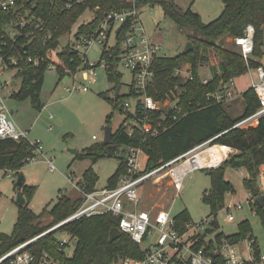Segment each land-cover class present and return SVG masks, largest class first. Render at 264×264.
<instances>
[{
  "label": "trees",
  "instance_id": "trees-1",
  "mask_svg": "<svg viewBox=\"0 0 264 264\" xmlns=\"http://www.w3.org/2000/svg\"><path fill=\"white\" fill-rule=\"evenodd\" d=\"M222 1L224 8L220 15L206 23L191 6L183 10L175 0H139V5L147 2L160 3L165 15L174 21L187 34L188 40L194 44L193 50L188 54L181 52L176 56H162L154 61L157 72L156 80L149 87L148 93L156 99H161L170 89L177 86L182 87L185 91L181 94L180 104L188 113L178 121H170V127L158 136L148 138L144 144L148 152L146 170H153L214 137H216L214 142L225 143L237 149V153L231 155L219 167L208 170L211 186L205 191L203 201L210 206L211 214L219 211L227 193H236L234 184L226 177L228 168H245L249 175L243 181L244 187L251 190L257 197L262 194L258 178L261 166L264 165V116L261 117L257 126L236 127L238 122L255 113L260 107L259 99L253 88L249 87L243 92L245 107L243 113L237 117L231 114L224 103L216 102L208 96L220 88L222 81L240 77L248 72L249 67L256 68L261 63L264 57V0ZM22 3L25 8H32L37 18L49 20L48 26L42 32H38L27 48L24 47L25 43L19 51H16L20 56L33 54L49 57L47 62L37 66L29 62L27 58H21L19 63L20 71L17 76L22 78V84L19 92L14 93L13 96L20 99L31 97L34 105L39 109L43 107L39 96L49 64L57 65L60 80L69 71H76L79 66V58L69 46L61 52H56V50L59 46V39L71 30L85 10L88 7L92 9L101 7L95 20L79 26V35L94 31L105 12L132 8L128 0H85L83 4L64 11L61 9L63 5L61 0H20L18 6ZM15 17L16 13L0 9V39L4 26ZM250 24L255 28V50L253 56L246 60L236 43L237 48H229L225 46V41L228 38L234 40L244 35ZM55 25H59V29H54ZM49 29L53 31L54 36L43 45ZM210 50H213L221 59L220 71H216L214 76L205 83L200 74V66ZM119 53V47L104 50L101 58L107 62L108 80L114 83L115 90L118 85H121L122 79V73L119 70ZM184 63H190L193 72V77L187 82L182 76L175 75L176 68ZM96 65H100V62ZM100 95L113 103L114 110L125 112L122 108V98L125 95H119L114 99H111L107 93ZM114 110L107 116L109 122L114 116ZM155 115L160 117L162 113L158 111ZM140 142L139 131L135 129L130 135L123 123L113 134L111 143L105 141L97 143L83 153L79 152L75 158L82 160L90 158L95 163L101 158L116 154L117 150L112 149L110 144H116L118 148L120 146L127 148L138 146ZM32 156L33 152L27 141L0 140V168L20 170ZM126 172L127 166L123 160L109 178L107 186L116 187L121 176ZM82 179L86 190L92 192L96 189L99 176L90 167L84 171ZM261 180L264 183V172ZM26 186H20V189ZM35 190V186L26 187L25 191L22 190L27 198V204L19 205L18 218L11 233L0 232V258L13 248L30 240L32 241L26 249L35 255V264L45 251L57 258L61 264H114L125 257L140 259L144 256L141 246L134 242L129 234L119 230L120 217L114 216L111 212L69 221L56 230L44 234L51 227L70 217L81 205L82 199H72L61 195L49 211L52 221L49 224H43L42 217L47 212V208L37 214L29 207ZM253 205L264 222V208L255 201ZM190 219L187 210L176 215L180 226ZM60 231L68 232L71 238L77 239L73 254L66 251L68 244L62 245L57 237V232ZM252 234V225L248 219H245L240 222L236 233L226 236L220 233L218 240L225 237L230 241H239ZM202 244L203 239L197 245L200 247ZM212 246L213 243L210 242L209 248ZM217 264L225 263L218 260Z\"/></svg>",
  "mask_w": 264,
  "mask_h": 264
},
{
  "label": "built area",
  "instance_id": "built-area-1",
  "mask_svg": "<svg viewBox=\"0 0 264 264\" xmlns=\"http://www.w3.org/2000/svg\"><path fill=\"white\" fill-rule=\"evenodd\" d=\"M61 1L63 11L73 9L85 2V0ZM128 1L132 8L105 12L94 31L79 35V26L95 20L101 10V7L94 9L88 7L86 10L94 12L92 20L83 22L79 26L76 25V22L67 33L70 38L62 49L59 46L63 36L59 39L56 52H61L66 46H69L79 58V68L76 71H69L66 75V82L72 81V85L67 88L70 92L90 89L88 85L78 82L79 74L90 83H96L97 67L102 65L106 69L108 68L105 59L98 61L100 62L98 66L97 62L90 64L87 52L93 44H101L103 51L115 47L120 48L119 70L121 67H125L132 74L128 92L130 96L122 104L127 115L124 126L130 135L134 133L135 129L141 134L140 145L127 147V155L124 159L127 172L121 176L116 187L105 186L88 192L83 186L82 176L69 175L74 188L80 193L82 203L66 220L73 221L107 212L120 217L119 230L121 232L129 234L133 241L140 246L145 242L149 243L146 248L141 247L144 251L142 258L125 257L119 260L120 264H217L218 260L225 264H264V249L261 248L254 234L239 241H230L225 237L218 240L220 233L225 236L229 235L221 231L219 214L225 213L226 219L234 222L236 220L235 212L243 210L244 204L248 203L254 214L258 215L253 203L257 202L258 198L264 197L262 180L259 183L261 195L256 197L251 190L246 189L247 196L244 200H237L234 197L236 193H227L216 214L212 213L199 222L189 220L183 226L177 222L176 215L171 213V208L143 207L144 195L140 187L145 183L151 182L152 185H155L167 181L172 190L176 192V196H179L185 188V181L189 174L196 170L217 168L238 150L228 144L214 142L216 138L214 137L176 158L164 162L153 170H146L148 152L144 144L148 138L158 136L170 127V121H178L188 112L180 104L181 94L185 91L182 87L177 86L170 89L161 99H156L148 93L149 87L156 80L157 72L154 61L167 55L162 53V45L150 37L145 30L139 14V0ZM19 2L20 0H0L1 10L16 13V17L4 26V32L0 39V140L27 141L33 152V156L28 158L29 162L37 157V153H43V145L38 139L31 140L29 138L30 131L21 128L15 122L3 90L16 84V78H19L17 75L20 71L21 58H27L36 66L49 60L47 55L23 54L20 56L16 53L25 43L24 47L27 48L28 44L36 38L38 32H42L48 26L49 20L37 18L32 8H25L23 3L18 6ZM54 29H59V25H55ZM53 36V31L49 29L43 45L47 44ZM234 41L243 57L246 60L251 58L255 50L254 26L248 25L245 34L236 37ZM262 59L256 68L249 67L247 72L252 76L250 87L257 94L260 107L255 113L238 122L236 127L257 126L261 117L264 116V61ZM184 64L176 68L175 75L182 76L187 82L193 77V72L190 63ZM54 69L58 71L57 65L50 63L47 71ZM201 77L203 78L202 75ZM209 79L211 78H203L205 83ZM234 84L235 78L222 81L220 88L208 96L216 102L231 101L234 98ZM121 92L122 88L120 95H122ZM158 111L162 113L160 117L155 115ZM144 154L146 161L142 166L140 161ZM49 163L50 170H53L54 164L50 160ZM263 172L264 165L261 166V173ZM261 222L264 226L262 218ZM56 226L58 224L53 227ZM59 239L62 245L69 244L70 240ZM202 239L203 244L198 247L197 244ZM31 241L20 244L6 253L0 258V264H35V255L26 249ZM210 242L213 243L211 248H209ZM37 264L61 263L45 251L38 259Z\"/></svg>",
  "mask_w": 264,
  "mask_h": 264
},
{
  "label": "rangeland",
  "instance_id": "rangeland-1",
  "mask_svg": "<svg viewBox=\"0 0 264 264\" xmlns=\"http://www.w3.org/2000/svg\"><path fill=\"white\" fill-rule=\"evenodd\" d=\"M175 2L183 10L191 6L206 23L217 18L224 8L222 0H175ZM139 14L149 36L162 45L163 54L176 56L183 52L189 41L188 36L165 15L160 3L147 2L140 5ZM93 17L94 12L86 10L76 25L88 22ZM74 29L76 30V28ZM69 38V34H66L60 39V49L68 43ZM225 46L237 48L232 38L225 41ZM102 55V45L98 43L93 44L87 52L90 64L100 61ZM262 60L264 61V58ZM220 61L221 59L213 50L207 52L205 61L200 66V74L203 78H210L216 71H220ZM120 70L122 73L121 94L125 95L122 98L123 104L129 99L126 95L129 92L132 74L125 67H121ZM96 71V83H90L81 74L77 78L78 82L89 86L88 91L70 92L67 88L72 85V81H64L66 76L60 80L57 70H48L40 90L39 99L43 104L40 109L34 105L31 97L20 99L13 96L21 88V77L16 78L14 86L3 90L13 119L21 128L30 131L29 138L31 140L41 141L43 153H37V157L26 162L20 170L8 167L0 168V232L11 233L18 218L19 204L16 202V197L17 192L21 190L17 184L19 173L26 177V187H36L29 207L37 214L47 208L42 222L49 224L52 221L49 211L61 195L72 199L80 198V193L75 190L72 178L69 177L71 173L75 176H82L84 171L92 167L99 176L96 189H101L108 185L109 178L115 173L121 161L126 158L127 148L125 146H120L119 153L116 152L113 156L101 158L95 163L90 158L84 160L75 158L69 152L70 148H76L80 153H83L87 148L104 141L106 127L111 126L114 134L127 117L126 112L114 110L113 103L101 97V93H107L111 99H114L116 90L114 83L108 80V72L104 66L100 65ZM251 79L252 76L248 73L237 77L233 90L234 98L224 103L235 117L244 111L243 92L251 86ZM113 110L114 116L109 122L107 116ZM49 160L54 164L53 170H50ZM145 161L144 154L140 161L142 166ZM262 174L259 175V183ZM226 175L227 179L235 186V199L244 200L247 190L243 181L246 178L247 170L230 167L227 169ZM210 186L211 177L208 170H196L189 174L185 181V188L179 196H176V192L172 190L167 181L155 185L147 182L142 186L143 189L140 187L144 195L143 207L171 208L173 215L187 210L191 217L190 220L199 222L211 214L210 206L203 201V195ZM26 187H22V190L25 191ZM235 214L234 222L228 221L225 213L219 214L221 231L225 234H234L238 231L240 222L248 219L252 225L254 236L261 248L264 249V226L260 216L254 214L248 203L244 204L243 210H237ZM57 237L70 240L66 251L73 254L77 239L71 238V235L65 231L57 232ZM148 245L149 243L145 242L141 247L146 248ZM114 264H120V262Z\"/></svg>",
  "mask_w": 264,
  "mask_h": 264
},
{
  "label": "water",
  "instance_id": "water-1",
  "mask_svg": "<svg viewBox=\"0 0 264 264\" xmlns=\"http://www.w3.org/2000/svg\"><path fill=\"white\" fill-rule=\"evenodd\" d=\"M194 48V44L191 40H189L183 50V53L184 54H188L189 52H191ZM121 88H122V85H118L117 88H116V97H118L120 95V91H121ZM104 141L106 143H111L113 141V129L111 126H107L106 127V132H105V139ZM110 147L112 149H116L117 150V153L120 152V149L118 148V146L116 144H110ZM69 152L71 154H73V156H76L78 153H79V150H77L76 148H70L69 149ZM17 184L19 186H23L26 184V177L24 176V174H20L18 176V179H17ZM16 202L19 204V205H26L27 204V198L26 196L24 195L23 191L22 190H19L17 192V197H16ZM257 203L261 206V207H264V197H260L257 199ZM70 220H65L61 223L58 224V226L56 227H52L50 228L49 230H47L44 234L46 233H49V232H52L54 230H56L57 228L61 227L62 225L68 223Z\"/></svg>",
  "mask_w": 264,
  "mask_h": 264
},
{
  "label": "crops",
  "instance_id": "crops-1",
  "mask_svg": "<svg viewBox=\"0 0 264 264\" xmlns=\"http://www.w3.org/2000/svg\"><path fill=\"white\" fill-rule=\"evenodd\" d=\"M188 8V7H187ZM211 78V77H210ZM237 78H235V80H236ZM64 81H66V79H64ZM243 169V168H242ZM238 170V169H237ZM74 175V174H73ZM248 171H247V175H246V177H248ZM76 190V189H75ZM77 191V190H76Z\"/></svg>",
  "mask_w": 264,
  "mask_h": 264
}]
</instances>
